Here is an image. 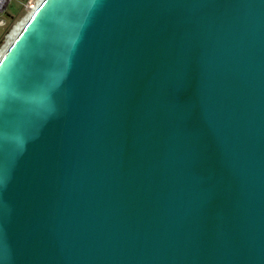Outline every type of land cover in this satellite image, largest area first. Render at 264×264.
Segmentation results:
<instances>
[{
    "label": "water",
    "instance_id": "95a60500",
    "mask_svg": "<svg viewBox=\"0 0 264 264\" xmlns=\"http://www.w3.org/2000/svg\"><path fill=\"white\" fill-rule=\"evenodd\" d=\"M0 264H264V0H40L0 56Z\"/></svg>",
    "mask_w": 264,
    "mask_h": 264
},
{
    "label": "rangeland",
    "instance_id": "374dc122",
    "mask_svg": "<svg viewBox=\"0 0 264 264\" xmlns=\"http://www.w3.org/2000/svg\"><path fill=\"white\" fill-rule=\"evenodd\" d=\"M28 0H8L6 4V11L11 15L2 13L0 15V50L5 46L8 34L13 30V28L26 18L29 13L28 9L25 8V3ZM4 9V11H5Z\"/></svg>",
    "mask_w": 264,
    "mask_h": 264
},
{
    "label": "bare ground",
    "instance_id": "6f19581e",
    "mask_svg": "<svg viewBox=\"0 0 264 264\" xmlns=\"http://www.w3.org/2000/svg\"><path fill=\"white\" fill-rule=\"evenodd\" d=\"M40 0H32V5L33 7H35L37 5V3L39 2ZM34 9V8H33ZM32 8H30L28 10V13L30 15V13L32 12L33 10ZM28 15V16H29ZM28 16L26 18H23V20L21 22H19L14 28L13 30L8 34V37H7V41H6V44L5 46L0 50V56L2 55V53L5 51V49L7 48V46L10 44V42L12 41L13 37L16 35V33L19 31V29L21 28V26L23 25V23L26 21V19L28 18Z\"/></svg>",
    "mask_w": 264,
    "mask_h": 264
},
{
    "label": "built area",
    "instance_id": "2783aa9c",
    "mask_svg": "<svg viewBox=\"0 0 264 264\" xmlns=\"http://www.w3.org/2000/svg\"><path fill=\"white\" fill-rule=\"evenodd\" d=\"M6 4H8V0H0V15L2 14V13H4L5 11H4V9L6 8ZM33 3H32V0H28L26 3H25V8L26 9H30V8H35V7H33V5H32ZM1 21H2V19H0Z\"/></svg>",
    "mask_w": 264,
    "mask_h": 264
},
{
    "label": "trees",
    "instance_id": "16d2710c",
    "mask_svg": "<svg viewBox=\"0 0 264 264\" xmlns=\"http://www.w3.org/2000/svg\"><path fill=\"white\" fill-rule=\"evenodd\" d=\"M4 13H6L9 16L11 15L8 11H6V9H5V12Z\"/></svg>",
    "mask_w": 264,
    "mask_h": 264
}]
</instances>
